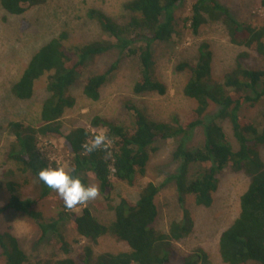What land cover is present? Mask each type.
Returning <instances> with one entry per match:
<instances>
[{"label":"trees","instance_id":"16d2710c","mask_svg":"<svg viewBox=\"0 0 264 264\" xmlns=\"http://www.w3.org/2000/svg\"><path fill=\"white\" fill-rule=\"evenodd\" d=\"M46 1L0 0V9L6 15L20 17ZM185 1L127 0L118 19L99 9L88 8L85 17L99 28L100 39L68 47L67 36L61 33L35 49L13 84L10 83L9 96L5 97L9 100L7 119L0 125L1 135L7 140L0 150L3 155L0 217L10 212L26 217L36 225L39 240L52 241L60 257L53 261V254L45 261H30L11 227H6L0 228L3 264H214L215 258L202 245L184 255L175 245L196 230L186 199H191L194 209H213L220 176L226 172L243 173L249 181L239 198L236 218L218 236L221 263L264 264V163L260 155L264 150V115L258 125L242 116L245 106L251 107L264 98V19L259 23L241 22L217 0H190L187 15L176 18L175 10ZM253 1L264 9V0ZM207 25L223 27L232 46L254 53L256 58L241 51L235 56L234 67L214 78L218 76L213 75L211 45L199 42L194 59L187 58L175 66L177 72L187 77L183 96L195 103L189 113L183 116L173 113L166 121L153 120L140 107L127 102L125 108L131 120L128 125L98 116L92 118L91 127L105 130L106 142L90 152L86 146L97 134L92 135L85 127L63 131L60 121L76 104L72 89L84 80L83 95L96 103L100 90L121 61L133 59L136 64L138 78L131 86L135 96L148 93L165 96L167 87L156 69V46L177 41L185 31L198 38ZM111 51H115L119 59L104 73L89 76V63ZM257 60L262 63L258 67ZM39 81L45 86L35 105L32 101ZM12 100L24 104V108L19 109L25 113L20 121L11 113L15 108H10ZM225 126L229 128V136ZM196 131L201 132L203 142L190 148L187 142ZM178 138L172 153L177 166L162 184L145 182L135 203L122 195L112 197L115 185L133 186L145 176L156 144ZM51 139L62 140L67 160L65 170L78 176L86 186L90 185L89 177L96 181L98 195L105 202L96 208L106 207L113 212L112 221L102 223L93 215L92 200L78 204L85 205L78 211L62 204V209L51 218H45L37 209L42 201L56 193L37 179L40 169L58 168L40 143V140ZM192 167H195L194 175H191ZM32 182L38 186L39 196L33 190L23 192ZM170 183L174 184L171 206L176 214L165 230H158L159 211L155 199L160 187ZM113 199L117 200L114 206ZM72 234L86 241L73 258L70 257L71 243L79 244V241H69ZM106 236L125 245L127 250L96 254L93 246Z\"/></svg>","mask_w":264,"mask_h":264},{"label":"rangeland","instance_id":"374dc122","mask_svg":"<svg viewBox=\"0 0 264 264\" xmlns=\"http://www.w3.org/2000/svg\"><path fill=\"white\" fill-rule=\"evenodd\" d=\"M126 1L47 0L43 4L33 6L20 17L6 15L0 9V125L6 123L5 120L7 119V113L5 112L9 100L5 97L9 96L10 83L13 84L18 72H21L27 64L31 53L35 49L61 33L67 36L66 45L68 47L100 39L99 28L85 17L86 10L88 8H96L107 16L118 19L123 14L122 5ZM217 1L228 8L231 14L241 22L259 23L264 19V9L256 6L253 0ZM189 4L190 0H186L178 6L175 10L176 18H183L187 15ZM203 41L211 45L213 75L215 73V76H218L214 78H219L230 71L234 67L235 56L241 51L246 52L253 59L256 58L254 53L232 46L228 41L224 28L220 27V25L204 26L198 38L197 36H192L189 31H185L177 41L161 43L154 50L158 75L167 87L165 96L160 97L151 93L135 96L131 92V86L138 78L136 64L133 59L121 61L118 63V68L109 75L107 84L100 90V99L96 103H92L91 100L83 95L84 80L72 89L71 94L75 98L76 104L72 109L66 111L60 121L63 131L65 130L66 132L74 127H85L91 130L92 135H104L105 130L91 127L92 118L95 116L114 123L128 125L131 120L125 108V103L127 102L140 107L153 120L166 121L173 113H178L181 116L186 115L193 109L195 103L183 96L182 90L187 77L185 74L177 72L175 66L183 60H187V58L194 59L195 48L199 42ZM118 59L119 56L115 51L93 59L87 67L88 75L104 73ZM249 64L252 67L255 66V63L249 62ZM261 64V61L257 60L256 66L258 67ZM43 88V81L36 83V97L32 101L33 104L37 105L42 96ZM14 100L16 102L19 101L15 98ZM15 101H10V108L15 107L11 109V113L16 114L14 116L15 119L20 120L25 115L23 111L19 110L21 107L24 108V104L16 103ZM244 108L246 109L242 111V116L251 118L256 125L263 121L264 98L251 107L248 104ZM224 129L229 136L228 126H225ZM200 133V131L195 132L193 138L187 142L188 147L193 148L202 144ZM179 140L180 138L156 144V150L152 153L145 176L139 178L133 186L122 183L115 185L112 197H115L116 194L122 195L132 203H135L145 182L150 181L154 184H162L166 175L173 174L177 166L172 158V153L176 149ZM6 143L7 140L4 134L1 135L0 132V150L3 149ZM40 143L44 146V152L48 158L51 161H55L58 167L66 169L67 160L63 153L62 140H40ZM260 155L264 163V150L260 151ZM2 161L3 155L0 154V163ZM191 169V175H194L195 167ZM247 178V176L239 172H226L221 175V183L215 197V207L211 210L194 209L191 199H186V204L190 207V212L196 221V230L186 240L175 245L181 255L189 253L195 247L202 245L209 251L212 258H215L214 264H222L218 254V236L236 218L239 198L248 185L249 180ZM89 180L90 185L97 186L96 181H92L90 177ZM29 186L24 187L23 192L27 193L33 190L34 194L39 196L38 186L33 182ZM174 193V184L170 183L160 187L155 199V204L159 211L158 230H165L168 221L176 214L175 208L171 206V202L174 203L172 199ZM2 198L3 196L0 200ZM91 203L92 213L100 222L108 223L113 220V212L107 210L106 207L96 208L97 205L105 203L99 195ZM116 203L117 200L113 199L112 205L114 206ZM62 204L64 202L58 194L53 193L50 198L42 201L37 209L44 214L45 218H51L62 209ZM84 206L76 205L72 210L78 211ZM5 226L7 228L11 227L12 234L18 240L20 248L30 261H45L53 254H55L53 261L60 257V254H57L53 249L52 241L49 239L39 240L40 233L36 225L21 214L10 212L1 216L0 228L5 229ZM68 239L69 241L72 239L79 241V244L71 243L70 257L73 258L78 252V248L81 245H85L86 241L80 240L75 234L69 236ZM93 247L96 254L104 252L117 253L127 250L125 245L116 243L111 236L101 238ZM0 264H3L2 258H0Z\"/></svg>","mask_w":264,"mask_h":264},{"label":"clouds","instance_id":"9594fccd","mask_svg":"<svg viewBox=\"0 0 264 264\" xmlns=\"http://www.w3.org/2000/svg\"><path fill=\"white\" fill-rule=\"evenodd\" d=\"M106 142L104 135H96L92 138L87 151L100 148ZM37 179L47 188L54 190L64 202L66 208H73L95 199L98 189L95 185H85L78 176L66 171L62 167H45L37 172Z\"/></svg>","mask_w":264,"mask_h":264},{"label":"bare ground","instance_id":"6f19581e","mask_svg":"<svg viewBox=\"0 0 264 264\" xmlns=\"http://www.w3.org/2000/svg\"><path fill=\"white\" fill-rule=\"evenodd\" d=\"M57 4V3H56ZM114 5V4H113ZM115 9V8H114ZM119 10V9H118ZM76 11V10H75ZM116 12V11H115ZM120 12V11H119ZM113 13V12H112ZM73 15V14H72ZM108 22V21H107ZM119 39V38H118ZM122 40V39H121ZM118 58V57H117ZM92 68V67H91ZM126 75V74H125ZM49 77V76H48ZM130 81V80H129ZM45 86V85H44ZM46 102V101H45ZM118 104V103H117ZM123 112V111H122ZM125 112V111H124ZM110 119V118H109ZM20 121V120H19ZM12 126V125H11ZM84 130V129H83ZM93 181V180H92ZM17 185V184H16ZM98 221V220H97ZM102 221V220H101ZM100 223V222H99ZM40 224V223H39ZM6 227V226H5ZM42 233V231H41ZM56 240V239H55ZM107 241V240H106ZM40 243V242H39ZM82 246V245H81ZM86 247V246H85ZM79 249V248H78ZM85 251V250H83ZM82 252V251H81ZM1 258V257H0Z\"/></svg>","mask_w":264,"mask_h":264}]
</instances>
